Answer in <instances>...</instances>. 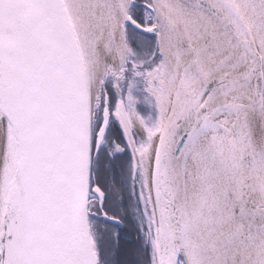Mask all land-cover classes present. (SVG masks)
<instances>
[{"label": "snow or ice", "instance_id": "6c2138e0", "mask_svg": "<svg viewBox=\"0 0 264 264\" xmlns=\"http://www.w3.org/2000/svg\"><path fill=\"white\" fill-rule=\"evenodd\" d=\"M0 264H264V0H0Z\"/></svg>", "mask_w": 264, "mask_h": 264}]
</instances>
